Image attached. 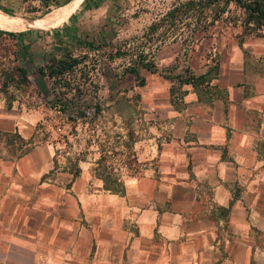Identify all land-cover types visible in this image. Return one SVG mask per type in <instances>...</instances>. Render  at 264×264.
Instances as JSON below:
<instances>
[{
    "label": "crops",
    "instance_id": "crops-1",
    "mask_svg": "<svg viewBox=\"0 0 264 264\" xmlns=\"http://www.w3.org/2000/svg\"><path fill=\"white\" fill-rule=\"evenodd\" d=\"M241 35L206 93L132 86L114 182L38 88L0 74V264H264V34Z\"/></svg>",
    "mask_w": 264,
    "mask_h": 264
},
{
    "label": "rangeland",
    "instance_id": "rangeland-1",
    "mask_svg": "<svg viewBox=\"0 0 264 264\" xmlns=\"http://www.w3.org/2000/svg\"><path fill=\"white\" fill-rule=\"evenodd\" d=\"M66 1L0 0L4 9L0 8V23L20 29L11 30L14 33L23 31L21 35L0 34V74L20 89L38 88L47 104L58 102L56 120L63 127L57 135L74 131L86 134L96 152L97 166L108 181L114 182L120 175L115 169L116 158L121 156L117 153L125 152L121 144L136 135L131 120L142 111L139 93L132 86L137 88L144 82L136 84L132 75L122 73L123 67L130 58L144 53V60L152 61L156 70L140 69L142 75L168 77L177 94L182 91V83L206 93L211 89L219 45L242 36L238 22L241 11L229 3L206 30L197 29L201 24L197 10L189 16L175 17L171 25L167 21L148 30V25L158 21L177 0H100L91 7L81 0ZM207 12L213 15L211 10ZM236 17L237 24L232 25ZM8 18L24 24L14 26ZM42 24L51 26L39 28ZM190 38L196 39L192 45L187 41ZM63 53L77 56L79 61L54 78L36 72L39 66L44 72L46 59ZM16 65L26 68L24 80L14 69ZM200 73L204 76L199 77ZM186 78L192 81L184 82ZM61 103L66 105L62 107Z\"/></svg>",
    "mask_w": 264,
    "mask_h": 264
},
{
    "label": "trees",
    "instance_id": "trees-1",
    "mask_svg": "<svg viewBox=\"0 0 264 264\" xmlns=\"http://www.w3.org/2000/svg\"><path fill=\"white\" fill-rule=\"evenodd\" d=\"M41 1L44 3L47 2V0H41ZM69 1L70 0H67L64 3H68ZM99 1L100 0H81L80 3L83 2V4H86L87 6L91 7L97 5ZM229 3H232L235 7H237L241 11L240 20H238L237 17L233 18L231 24L232 25L237 24V20H238V22L241 25L242 34H246L250 32H254L255 34H261V32L262 33L264 32V0H177V2L173 4V6L170 9H168L163 14V16L159 18L158 21L156 22L152 21L147 28L148 30H152L156 28L158 24L167 21L169 25H171L175 17H181L183 15L189 16L194 14L195 12L194 10H197L196 18L198 19L199 23L201 22V24L197 29L199 31L206 30L208 26H210L213 23L214 20L220 17L221 13L224 12V10L226 9ZM1 9L4 10L3 8ZM207 9L212 11L213 13L212 16L208 14ZM180 11L182 12V14L180 13ZM70 15L68 17H70ZM48 26L51 25L42 24L39 26V28H47ZM0 28H1L0 34L4 33L13 36V35H21L23 33V31H18L14 33L11 30L16 31L20 29H14L13 27L11 28L2 23H0ZM195 40L193 38H190L187 41L190 42V45H192L195 42ZM85 43L90 45L91 47L94 46L93 44H90V42L88 41H86ZM145 57L146 54L139 53L137 56L130 58V62L123 67L122 73H127L132 75V79H137L136 84H142L144 82V76L141 74L140 69H144L149 72H154L156 70V67H154L152 61L144 60ZM78 61H79V57L72 56L69 53H63L59 57L51 56L48 59H46L43 64L45 68L44 72L41 66L36 68L37 70L36 72L39 74L41 73L42 75H45L48 78H52V77L54 78L59 75H62L65 71L70 69ZM14 69L20 75L21 79L24 80L27 74L26 68L21 65H16ZM203 73H206V71ZM203 73H200L199 77H201L202 75L204 76ZM191 79L192 78H186L183 81L189 82L192 81ZM64 105H66V103H61L62 107H64ZM95 109L98 110L99 106L95 105Z\"/></svg>",
    "mask_w": 264,
    "mask_h": 264
},
{
    "label": "built area",
    "instance_id": "built-area-1",
    "mask_svg": "<svg viewBox=\"0 0 264 264\" xmlns=\"http://www.w3.org/2000/svg\"><path fill=\"white\" fill-rule=\"evenodd\" d=\"M58 102H56L55 104L53 103V105L49 104L50 107L54 108L55 110H58L59 111V107L60 105L57 104ZM57 126L55 127V131H60L62 129V124L60 122L57 121Z\"/></svg>",
    "mask_w": 264,
    "mask_h": 264
},
{
    "label": "bare ground",
    "instance_id": "bare-ground-1",
    "mask_svg": "<svg viewBox=\"0 0 264 264\" xmlns=\"http://www.w3.org/2000/svg\"><path fill=\"white\" fill-rule=\"evenodd\" d=\"M5 17V16H4ZM6 19V18H5ZM7 20V19H6ZM8 21L10 24L14 25V26H22L24 23L20 22V21H16L14 19H9L8 18ZM29 22V21H28ZM31 23V22H30Z\"/></svg>",
    "mask_w": 264,
    "mask_h": 264
}]
</instances>
